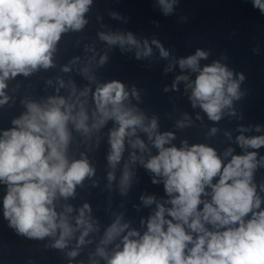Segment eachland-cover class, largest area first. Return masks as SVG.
<instances>
[{
	"label": "clouds",
	"instance_id": "obj_1",
	"mask_svg": "<svg viewBox=\"0 0 264 264\" xmlns=\"http://www.w3.org/2000/svg\"><path fill=\"white\" fill-rule=\"evenodd\" d=\"M92 3L93 0H0V97H3L0 105L8 100L4 93L8 79L53 66V53L61 35L84 28L85 14ZM158 3L167 15L173 11L176 0H158ZM253 5L264 13V0H253ZM99 37L122 49L126 45L135 46L138 59L152 51L147 41L140 51L132 33H100ZM153 43L160 48L162 57H168L169 53L158 41ZM207 55L198 49L194 55L180 59L182 70L190 69L197 75L194 81H189L188 76H178L177 81H188L193 107L199 106L210 120L219 121L222 111L240 98L239 81L244 77L241 74L239 80L233 79V72L218 61L200 68L199 61ZM106 60V56L101 57L100 63ZM63 70L67 72L69 68ZM88 91L85 89L80 95L87 96ZM132 94L139 99L134 89ZM128 97L120 81L97 86L93 93V117L97 118L91 128L99 129L109 120L114 121L116 127L109 132L107 157L112 167L121 161L126 137L136 136L137 129L146 133L157 154L146 161L140 157V163L154 177L163 179L169 199L156 203L143 234L130 230L122 236L129 225L117 218L105 231L102 243L110 244L121 237V244L116 245L110 257L103 248H98L97 253L106 257L107 264H264V209L252 182L258 165L257 153L232 155L225 163L214 148L204 144L166 147L174 134L159 133L155 118L145 123V115L125 103ZM88 120L89 115L79 100L69 103L63 97L50 96L43 105L28 102L26 112L12 121L14 127L3 131L0 183L7 186L3 214L19 234L43 239L55 236L59 230V238L52 246L63 249L76 228L84 229L78 245L84 244V238L93 230V222L86 216L91 212L87 203L79 210L76 228L65 213H57L54 205L57 194L65 199L73 196L76 186L95 173L86 157L70 161L66 154L69 123L88 134L91 130ZM256 130H260L258 126ZM237 142L242 148L258 149L264 146V136L241 135ZM129 143L142 153L147 150L138 136ZM231 152L229 149L225 156ZM131 159L135 162L138 157L133 153ZM131 176L126 165L120 181L122 191L126 192L130 186ZM108 179H114L113 173L108 174ZM157 182L154 178L153 183ZM141 199L145 205L155 202L152 196ZM72 210L69 206L66 211ZM69 255L74 257L77 251Z\"/></svg>",
	"mask_w": 264,
	"mask_h": 264
}]
</instances>
